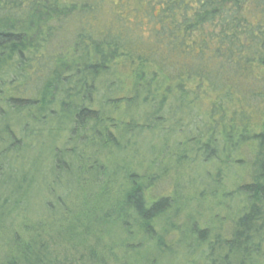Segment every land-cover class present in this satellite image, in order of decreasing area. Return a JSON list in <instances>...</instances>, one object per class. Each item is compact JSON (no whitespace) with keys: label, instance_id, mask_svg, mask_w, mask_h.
<instances>
[{"label":"trees","instance_id":"16d2710c","mask_svg":"<svg viewBox=\"0 0 264 264\" xmlns=\"http://www.w3.org/2000/svg\"><path fill=\"white\" fill-rule=\"evenodd\" d=\"M187 152L254 169L224 244L259 262L264 0H0V264H53L35 235L82 219L114 225L124 264H218L195 223L171 259L175 199L151 196L158 157Z\"/></svg>","mask_w":264,"mask_h":264},{"label":"rangeland","instance_id":"374dc122","mask_svg":"<svg viewBox=\"0 0 264 264\" xmlns=\"http://www.w3.org/2000/svg\"><path fill=\"white\" fill-rule=\"evenodd\" d=\"M41 144L44 147L38 149L37 146ZM48 144L43 139L34 145L36 150L32 153H41L45 156ZM57 144L61 145V142ZM187 153L186 157L175 156L176 160L178 157L177 164L172 163V160V164L166 159L163 161L160 155L161 157H158L160 160H156L162 161L156 170L159 178L150 181L153 185L152 197L163 195L175 199L173 211L164 217L160 224L161 228L163 226L166 230L163 234L166 244L174 253L171 259L179 256L180 248L176 241L178 236L184 235L183 237L187 239L191 224L195 223L199 229L209 230L211 240H216L214 245L218 264H241L242 252L236 250L230 252L224 240L231 238L237 220L247 210L244 197L237 192L236 186L251 181L254 169L250 163L241 169L237 166L229 167L218 160L205 161L199 155ZM177 154L183 153L178 150ZM43 158L40 160L44 161ZM148 168L143 164L136 167L137 172L142 175L143 182L153 177L152 169ZM39 181L37 192L41 196H47L44 190L46 181ZM256 225L260 226L261 230L259 235L253 237V241L256 243L261 239V248L264 252V215ZM91 228L88 230L87 221L82 219L80 223L73 222L71 230L66 233L51 230L41 232L35 235L39 239L37 246H41L42 252L53 264H124L121 251L123 248L120 249L118 244L123 235L118 234V230L113 234L114 225L98 224ZM172 228L177 230L174 231ZM104 229L105 233L111 231V238L102 233ZM170 230L172 232L167 235ZM149 255L150 258L156 256L157 259H162L154 251H149ZM136 260V257L127 258L130 264L136 263ZM138 263L142 264L141 258L138 259ZM253 264H264V256Z\"/></svg>","mask_w":264,"mask_h":264}]
</instances>
